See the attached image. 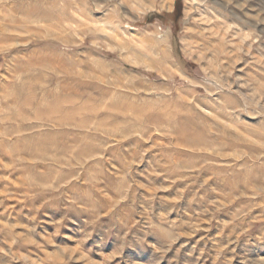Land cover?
<instances>
[{"label": "rangeland", "instance_id": "rangeland-1", "mask_svg": "<svg viewBox=\"0 0 264 264\" xmlns=\"http://www.w3.org/2000/svg\"><path fill=\"white\" fill-rule=\"evenodd\" d=\"M0 264H264V0H0Z\"/></svg>", "mask_w": 264, "mask_h": 264}]
</instances>
